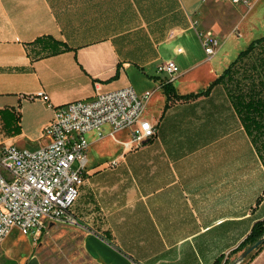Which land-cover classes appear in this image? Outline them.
Listing matches in <instances>:
<instances>
[{
	"label": "crops",
	"instance_id": "0c3cea01",
	"mask_svg": "<svg viewBox=\"0 0 264 264\" xmlns=\"http://www.w3.org/2000/svg\"><path fill=\"white\" fill-rule=\"evenodd\" d=\"M250 1L251 10L219 0H0V144H48L43 128L54 113L39 92L55 107L124 87L151 92L150 142L127 148L130 130L109 124L87 134L85 181L71 211L95 264H234L264 219L263 130L249 133L224 82L177 102L162 85L170 81L177 96L204 91L263 37L238 47L231 31L260 2ZM216 3L238 15H215V34L227 42L209 57L198 33ZM53 40L69 50L48 55ZM168 60L179 66L172 81L157 72ZM0 264H41L34 238L13 228ZM248 264H264V248Z\"/></svg>",
	"mask_w": 264,
	"mask_h": 264
},
{
	"label": "built area",
	"instance_id": "2783aa9c",
	"mask_svg": "<svg viewBox=\"0 0 264 264\" xmlns=\"http://www.w3.org/2000/svg\"><path fill=\"white\" fill-rule=\"evenodd\" d=\"M252 9L250 0H219ZM205 53L211 57L220 40L211 32H199ZM158 73L172 81L179 72L174 60L162 62ZM151 92L139 96L131 87L98 92L91 100L53 106L43 92L36 97L53 110V119L43 128L48 144L38 149L0 146V243L13 228L35 238L48 220L76 223L72 206L85 181L89 141L87 134L102 135L103 126L128 129L127 148L137 149L155 138L157 127L144 118L145 101ZM113 160L110 165H116ZM76 165V166H75ZM241 264V263H240Z\"/></svg>",
	"mask_w": 264,
	"mask_h": 264
},
{
	"label": "rangeland",
	"instance_id": "374dc122",
	"mask_svg": "<svg viewBox=\"0 0 264 264\" xmlns=\"http://www.w3.org/2000/svg\"><path fill=\"white\" fill-rule=\"evenodd\" d=\"M237 14V9H231L229 6L216 3L215 4V14L214 16H208V25L202 27L199 32H211L215 34L214 28H219L220 26L216 25L215 15L222 19L228 18L232 14ZM252 13V14H250ZM250 14V15H249ZM238 15V14H237ZM214 17V18H213ZM251 22L245 23L242 25L239 24L240 19H246ZM264 23V0H260L256 9L253 12L242 11L241 17L237 18L233 26H231V31L234 36L238 39H242L239 42V46H243L247 43L251 37L264 34V31L261 24ZM244 35V36H243ZM243 36V37H242ZM220 46L226 44L227 41H224L223 38H219ZM199 43V42H198ZM201 43H199V46ZM204 49V48H203ZM261 57L259 50H256V53L251 57L250 61L244 65L241 63L238 65L234 71V77L230 81L224 82V88L229 97L234 100L236 94L240 92L241 86L245 88L246 82L254 80V83L259 82V76L261 71L258 69L257 72H252V64H258L257 58ZM256 61V63H255ZM249 78V79H247ZM251 79V80H250ZM12 127V126H9ZM7 128L0 120V140L2 136L5 135ZM7 145L5 143L0 144V146ZM264 149V144H261ZM76 166V165H75ZM72 213V212H71ZM73 214V213H72ZM74 216V215H73ZM75 219V216H74ZM75 222L77 223L76 219ZM76 223H68L63 221H53L48 220L44 227L37 233L34 238L36 243V255L39 257L41 264H95L85 253L83 248V230L76 227ZM246 259H244L241 264H246Z\"/></svg>",
	"mask_w": 264,
	"mask_h": 264
},
{
	"label": "trees",
	"instance_id": "16d2710c",
	"mask_svg": "<svg viewBox=\"0 0 264 264\" xmlns=\"http://www.w3.org/2000/svg\"><path fill=\"white\" fill-rule=\"evenodd\" d=\"M55 44L59 46L57 49H54ZM52 49L48 55H54L62 51L69 50V47L64 43H58L53 40L51 43ZM256 50H259L261 57L257 58L258 64H252V72H257L258 69L262 74L259 76V82L254 83V80L246 82L245 88L240 89L233 100V104L237 109L240 117L242 118L245 127L251 134L254 130H263L264 134V36L258 39L253 40L248 47L241 51L237 56L236 60L231 63V65L222 73L217 80H215L209 88L204 91H201L197 94H189L185 96H177L174 92L171 82H164L162 85L164 91L167 94L170 101H188L189 99L199 97L200 95L207 94L210 92L212 87L220 83L230 81L234 77V71L238 65L243 63L246 65L250 61L251 57L256 53ZM256 63V61H255ZM249 79V78H247ZM153 140V139H152ZM151 141V140H150ZM149 141V142H150ZM148 143V142H147ZM264 236V219L256 222L247 238L242 242V244L235 250L236 252L241 250H246L253 244L257 243ZM264 248V240L261 245L247 257V262H251L259 252Z\"/></svg>",
	"mask_w": 264,
	"mask_h": 264
},
{
	"label": "water",
	"instance_id": "95a60500",
	"mask_svg": "<svg viewBox=\"0 0 264 264\" xmlns=\"http://www.w3.org/2000/svg\"><path fill=\"white\" fill-rule=\"evenodd\" d=\"M264 240V236L255 244L244 250V252L241 255V258L235 262L234 264H240L244 259H246L251 253H253L262 243Z\"/></svg>",
	"mask_w": 264,
	"mask_h": 264
}]
</instances>
